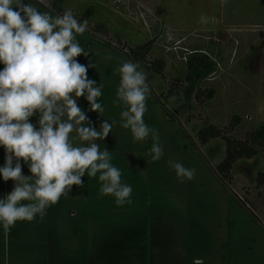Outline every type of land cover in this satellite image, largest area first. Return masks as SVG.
<instances>
[{
    "label": "rangeland",
    "instance_id": "rangeland-1",
    "mask_svg": "<svg viewBox=\"0 0 264 264\" xmlns=\"http://www.w3.org/2000/svg\"><path fill=\"white\" fill-rule=\"evenodd\" d=\"M23 3L54 17L71 9L79 22L87 21L76 39L89 55L76 59L102 85L104 111H91L84 97L77 103L98 131L105 120L116 122L105 140L95 142L110 152L122 182L132 187L133 203L120 207L113 196H101L99 173L95 178L85 173L84 186L73 185L42 220L37 215L31 222L17 221L7 234L0 225V264H264V187L257 185L264 150L251 136L264 122V0ZM149 41L150 52L137 60L134 51ZM184 48L202 49L217 63L212 79L188 97ZM162 60V72L155 71ZM125 61L147 75L144 120L159 133L164 149L159 161L151 160V138L133 142L130 129L120 126L124 109L114 104L120 83L115 70ZM198 88L204 90L199 96ZM29 119L39 128V113ZM208 125L219 135L203 143L198 132ZM226 138L248 141L258 153L237 160L222 178L217 165L225 157ZM169 160L195 169V178L180 182ZM20 162L23 175L31 176ZM5 163L0 146V167ZM14 186L0 175V199Z\"/></svg>",
    "mask_w": 264,
    "mask_h": 264
},
{
    "label": "clouds",
    "instance_id": "clouds-1",
    "mask_svg": "<svg viewBox=\"0 0 264 264\" xmlns=\"http://www.w3.org/2000/svg\"><path fill=\"white\" fill-rule=\"evenodd\" d=\"M201 22H206L203 16ZM86 29L87 21L79 22L71 9L54 17L23 0H0V146L6 152L0 175L5 182H15L13 191L0 199V225L6 234L17 221L31 222L37 215L42 220L46 209L68 195L73 185L84 186L85 173L93 178L99 173L101 196H113L120 207L133 203L132 187L122 182L110 152L101 151L95 142L105 140L116 122L105 120L98 131L77 103L84 97L91 111H104L99 102L102 85L90 80L88 67L76 59L89 55L76 39ZM138 68L125 61L115 70L120 83L114 104L123 105L120 126L130 129L133 142L151 138V160L159 161L164 149L158 131L144 120L150 88ZM37 113L39 128L29 119ZM77 139L89 144L76 146ZM21 160L31 176L23 175ZM168 163L180 182L195 178V169Z\"/></svg>",
    "mask_w": 264,
    "mask_h": 264
},
{
    "label": "trees",
    "instance_id": "trees-1",
    "mask_svg": "<svg viewBox=\"0 0 264 264\" xmlns=\"http://www.w3.org/2000/svg\"><path fill=\"white\" fill-rule=\"evenodd\" d=\"M57 1V0H55ZM152 42L140 46L134 51L137 60L144 59L146 54L150 52ZM197 49L196 52L189 54L187 57L186 74L184 80L187 83V96L193 92L200 82L209 78L216 72V62L207 53ZM164 61L154 64L155 71L162 72ZM199 92L203 93L204 90L198 88ZM173 95H177L176 89L172 91ZM213 95V90L210 91V96ZM219 132L213 127L208 125L198 132V137L201 142L206 143L209 139L215 138ZM257 141L261 142L262 149L264 150V122H262L251 134ZM258 153V150L252 146L248 141L236 140L235 142L226 138V154L224 159L217 165V170L222 178H226L228 173L232 170L235 162L242 158H251ZM257 185L264 187V171L259 172L257 175Z\"/></svg>",
    "mask_w": 264,
    "mask_h": 264
},
{
    "label": "built area",
    "instance_id": "built-area-1",
    "mask_svg": "<svg viewBox=\"0 0 264 264\" xmlns=\"http://www.w3.org/2000/svg\"><path fill=\"white\" fill-rule=\"evenodd\" d=\"M182 47L177 43L176 44V48H175V50H179V49H181ZM184 49H186V48H184ZM186 50H188V49H186ZM189 52H188V54H192V53H194L193 51H190V50H188ZM214 59V58H213ZM215 60V59H214ZM212 77V75L210 76V78ZM212 79V78H211Z\"/></svg>",
    "mask_w": 264,
    "mask_h": 264
}]
</instances>
